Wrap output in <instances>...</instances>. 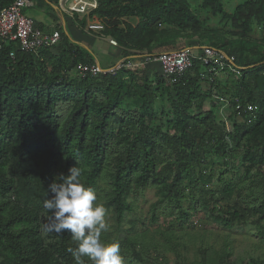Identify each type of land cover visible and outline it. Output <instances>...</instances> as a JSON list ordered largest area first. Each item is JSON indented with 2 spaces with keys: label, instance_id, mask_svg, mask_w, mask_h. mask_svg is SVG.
I'll return each instance as SVG.
<instances>
[{
  "label": "trees",
  "instance_id": "obj_1",
  "mask_svg": "<svg viewBox=\"0 0 264 264\" xmlns=\"http://www.w3.org/2000/svg\"><path fill=\"white\" fill-rule=\"evenodd\" d=\"M13 1L0 0V10ZM98 1L97 13L105 9L106 1L115 5L113 0ZM206 1L218 6V0ZM122 2L127 3V7L120 5L122 9L136 12L140 8L148 13L145 23L149 27L161 23L174 25L178 30L199 26L179 0ZM171 7L175 17L170 15ZM74 20L83 30L84 20ZM235 23H240L243 35L250 33L254 23L264 33V0L247 2ZM128 30L132 31L129 26ZM60 33L56 47L37 55L21 52L15 44L5 45L0 52V264H76L68 250L75 248L77 242L67 230L61 235H43L42 222L50 216L43 201L48 198L49 186L60 174L67 176L72 167H79L82 182L96 191L105 169L107 145L117 137L115 129L121 127L115 118L125 99H139L138 129L113 159L111 192L104 204L119 227L132 210L128 202L131 191L143 190L152 182L161 186L163 201L179 200L186 192L193 197L200 179L203 147L226 141L225 127L216 121L214 111L198 116L191 111H201L207 101L199 84L232 75L228 71L208 74L207 68L195 62L191 71L174 81L163 78L160 71L152 81L148 73L151 66L144 65L121 68L115 76L105 73L81 78L75 68L94 62L87 51ZM110 34L105 29L103 36L113 37L122 45L118 44L122 58L141 61L145 55L142 50H146L124 46L131 36L125 29ZM169 39L156 41L152 46L157 48ZM241 43H224L223 49L207 46L223 52L239 74L231 89L211 91L214 99H227L229 108L243 120L233 123L229 140L236 147L246 141V151L253 152L264 164V53L259 55L257 45L244 43L253 45L249 56ZM151 51L148 49V54ZM256 56H260L257 61ZM157 95L160 99L167 97L171 106V117L166 123L156 124ZM238 105L256 110L236 111ZM63 112L66 118L60 125ZM161 156L168 157L159 168ZM260 173L264 183V169ZM235 214L231 215L232 222ZM251 264H264V259Z\"/></svg>",
  "mask_w": 264,
  "mask_h": 264
},
{
  "label": "rangeland",
  "instance_id": "obj_2",
  "mask_svg": "<svg viewBox=\"0 0 264 264\" xmlns=\"http://www.w3.org/2000/svg\"><path fill=\"white\" fill-rule=\"evenodd\" d=\"M113 1L114 6L109 5L108 1L104 2L105 9L94 14L95 20L104 26L108 34L117 29H125L131 36L124 46L135 50L145 49L146 51L142 50L144 54H148V49L152 50L150 54H157L194 46L223 49L224 43L234 44L239 41L257 45L259 55L264 53V33L260 25L254 23L250 33L243 35L240 23H235V19L240 16L241 7L255 0H218L217 7L206 0H179L199 22L198 27L183 30L166 23L149 27L145 23L148 13L142 12L140 8L136 12L122 9L120 5L127 7V3L122 0ZM23 13L33 15L34 9H24ZM170 15L176 16L172 7ZM63 16H56L57 22L64 33L74 38L75 28L68 16ZM84 22L86 27V21ZM75 24L78 26L76 22ZM128 26L132 31L128 30ZM89 34L92 40L108 43L102 36ZM166 37L171 38L168 41L171 48L164 50L162 47L152 46ZM253 45H245V53L249 56L252 55ZM258 59L260 56L255 57L256 61ZM159 71L158 67L151 66L149 78L154 81ZM229 73L232 75L221 76L213 83L207 81L199 84L207 101L201 111H191L194 115L214 111L216 121L222 125L226 118L235 125L243 123L232 108L224 109L222 103L212 96L211 89L229 90L234 87L235 76L239 74ZM74 78L75 76L72 77ZM139 107V99L131 97L123 101L121 110L116 113L115 119L120 121L118 124L121 127L115 129L114 135L117 137L107 145L105 169L95 191L97 203L103 206L110 197L109 176L113 171V159L124 149L127 141L135 136ZM62 114L60 125L66 118V113ZM154 114L158 119L156 124L160 121L166 123L170 119L171 106L167 97L160 99L157 95ZM245 144L246 141L242 142V146L236 147L230 139L229 142L224 140L207 148L203 147L200 179L193 197H190V192H186L179 200L163 201L165 193L161 186L153 182L143 190L131 191L128 202L132 210L126 215L121 227L117 226L114 214L106 209L110 229L102 233L101 241L119 244L123 264H251V261L263 260L264 183L260 170L264 169V164L258 162L253 152L246 151ZM167 157L161 156L158 160L159 168ZM200 194L204 195V199L200 198ZM234 213L237 216L232 222L231 215ZM46 222H42L41 231L47 236V232L43 230ZM83 264L92 262L85 256Z\"/></svg>",
  "mask_w": 264,
  "mask_h": 264
},
{
  "label": "built area",
  "instance_id": "obj_3",
  "mask_svg": "<svg viewBox=\"0 0 264 264\" xmlns=\"http://www.w3.org/2000/svg\"><path fill=\"white\" fill-rule=\"evenodd\" d=\"M55 4L69 19L85 20L87 33H95L104 37V26L94 18V14L99 10L98 0H55ZM29 6L30 0H14L9 6L0 10V52L5 45L15 44L21 52L37 55L43 50L53 49L60 43V30H44L32 18L23 13V10ZM104 38L111 47L119 48L114 39ZM11 57L13 58V55ZM195 62L207 68L208 74L218 75L224 71L237 72L223 52L203 46L201 48L188 47L157 54H145L139 62L123 58L120 63L108 68L97 64H80L75 68V73L81 78L86 76L97 77L105 73L115 76L124 67L157 66L163 78L174 81L175 78L191 71ZM218 100L223 104L224 109L229 108L227 99L219 98ZM244 109L248 112L256 110L255 107L251 106L245 108L238 105L235 107L236 111ZM232 125L231 121L227 118L224 119L228 142Z\"/></svg>",
  "mask_w": 264,
  "mask_h": 264
},
{
  "label": "clouds",
  "instance_id": "obj_4",
  "mask_svg": "<svg viewBox=\"0 0 264 264\" xmlns=\"http://www.w3.org/2000/svg\"><path fill=\"white\" fill-rule=\"evenodd\" d=\"M48 193L43 207L50 216L43 230L58 235L68 231L77 242L68 250L76 264H83L85 256L92 264H123L119 244L101 241L102 233L110 229L107 210L97 203L95 191L82 182L79 167L70 168L67 176L60 174Z\"/></svg>",
  "mask_w": 264,
  "mask_h": 264
},
{
  "label": "crops",
  "instance_id": "obj_5",
  "mask_svg": "<svg viewBox=\"0 0 264 264\" xmlns=\"http://www.w3.org/2000/svg\"><path fill=\"white\" fill-rule=\"evenodd\" d=\"M28 9H34L33 15L27 13L25 14L32 18L40 28L49 31L55 29L62 31L61 26L57 22V17L63 16L64 14L58 9L54 0H30V6L27 8V10ZM69 20L72 22L71 24L73 28H75L74 38H71V36H69L67 33H64L63 31L62 32L69 38L72 44L75 43L80 49L87 51L90 54L94 64L100 66L104 65L108 68L120 63V61L123 59L121 58V50L111 47L109 43H106L105 41L92 40L91 34L78 27L74 20ZM62 23L65 25V22ZM159 47H162L164 50H166L171 48L172 45L170 42H165ZM193 48L201 47L194 46Z\"/></svg>",
  "mask_w": 264,
  "mask_h": 264
}]
</instances>
